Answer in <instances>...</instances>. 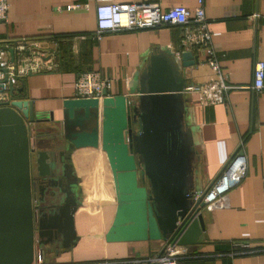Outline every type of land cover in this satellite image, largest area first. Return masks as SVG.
I'll list each match as a JSON object with an SVG mask.
<instances>
[{"label": "crops", "instance_id": "obj_1", "mask_svg": "<svg viewBox=\"0 0 264 264\" xmlns=\"http://www.w3.org/2000/svg\"><path fill=\"white\" fill-rule=\"evenodd\" d=\"M146 1L162 8L184 5L191 11L197 5V0H8V20L0 22V43L41 36L37 41L45 51L44 59L55 64L52 70L32 72L24 84L15 81L36 110L53 116L52 121L40 123L43 131H53L50 126L61 129L63 103L72 97L79 71L98 69L110 79L106 94L95 97L100 125L102 98L128 94L134 73L150 51L158 47L189 50L179 25L107 32L99 39L91 36L97 28V3ZM78 3L80 7L68 8ZM204 9L220 70L230 87L225 100L212 105H202L193 93L187 95L202 190L240 144L246 173L230 188L227 206L204 207V242L194 250H181L176 264H264V88H253L254 62L264 61V0H204ZM8 56L11 59L9 51ZM205 57L206 53H199V62L187 68L189 83L214 77ZM73 160L81 202L74 213L78 238L70 248L47 254L45 259L52 260L50 264H151L148 259L161 252L162 241L108 242L104 238L117 198L100 136L97 146L78 148Z\"/></svg>", "mask_w": 264, "mask_h": 264}, {"label": "water", "instance_id": "obj_2", "mask_svg": "<svg viewBox=\"0 0 264 264\" xmlns=\"http://www.w3.org/2000/svg\"><path fill=\"white\" fill-rule=\"evenodd\" d=\"M8 51L13 60L14 48ZM198 62L199 53L190 49L155 48L128 94L102 98L100 125L97 98L71 97L58 131H43L40 123L53 116L36 110L0 67V93H7L0 100V264H35L37 255L45 264L47 254L76 242L74 213L81 202L73 155L97 146L99 136L117 198L105 240L162 241L161 251L167 245L190 251L204 242L200 157L185 96L187 68ZM31 74L16 80L24 84Z\"/></svg>", "mask_w": 264, "mask_h": 264}, {"label": "built area", "instance_id": "obj_3", "mask_svg": "<svg viewBox=\"0 0 264 264\" xmlns=\"http://www.w3.org/2000/svg\"><path fill=\"white\" fill-rule=\"evenodd\" d=\"M74 4L68 8L80 7ZM8 0H0V22L8 20ZM96 30L91 34L99 39L107 32H116L126 29L153 28L167 25H179L182 28L183 39L186 45L198 53H206L205 62L215 72L214 77L203 82L188 83L187 93L196 95V100L202 105L222 103L225 93L230 87L221 73L218 59L213 47L209 21L204 9V0H197L193 11L184 5H173L162 8L158 3L146 2H100L96 8ZM14 48V57L8 56V48ZM45 51L39 41L20 38L15 43H0V67L8 69L9 77L15 82L16 76L25 75L32 71H46L55 68L53 62L44 59ZM0 73V77H1ZM110 79L98 69H87L77 73L72 97H100L109 88ZM253 88L259 91L264 88V61L256 60L253 70ZM7 96L0 93V100ZM241 144L234 151L230 160L224 165L213 182L201 192H204L203 201L206 208L215 209L228 205V192L237 184L246 173V160ZM198 194L195 195L198 196ZM247 247V243L241 244ZM181 255V249L167 245L159 254L150 257L151 264H176Z\"/></svg>", "mask_w": 264, "mask_h": 264}, {"label": "rangeland", "instance_id": "obj_4", "mask_svg": "<svg viewBox=\"0 0 264 264\" xmlns=\"http://www.w3.org/2000/svg\"><path fill=\"white\" fill-rule=\"evenodd\" d=\"M187 95H188V93H185V96L187 97ZM199 183H200V185H201V177H200V179H199ZM201 189H202V185H201ZM200 189V190H201ZM40 261H42V260H40V258H39V256L37 255V258H36V262H35V264H38ZM46 261V264H50L51 262L50 261H52V260H46V259H44L43 260V262H45ZM52 263H53V261H52Z\"/></svg>", "mask_w": 264, "mask_h": 264}, {"label": "trees", "instance_id": "obj_5", "mask_svg": "<svg viewBox=\"0 0 264 264\" xmlns=\"http://www.w3.org/2000/svg\"><path fill=\"white\" fill-rule=\"evenodd\" d=\"M54 37V36H53ZM53 37H50V38H53ZM49 38V39H50ZM28 39H35V40H39V39H41V36H39V37H35V38H28ZM12 40H9V42H11ZM84 70H87V69H83V70H81V71H84ZM81 71H79V72H81ZM78 72V73H79Z\"/></svg>", "mask_w": 264, "mask_h": 264}]
</instances>
